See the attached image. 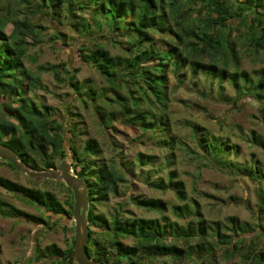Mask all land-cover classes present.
Returning <instances> with one entry per match:
<instances>
[{
  "label": "trees",
  "instance_id": "obj_1",
  "mask_svg": "<svg viewBox=\"0 0 264 264\" xmlns=\"http://www.w3.org/2000/svg\"><path fill=\"white\" fill-rule=\"evenodd\" d=\"M9 1L24 9L22 18L10 19L0 14V143L13 149L22 162L33 170L55 169L56 160L69 159L75 175L88 185L87 254L103 264H168L171 259L178 264L184 259L194 264H207L216 248L222 245L230 251L228 257H232L235 250H240L238 245L245 240L242 235L250 232L246 230L249 224L240 222L235 216L227 217L222 226L219 222L206 220L195 200H185L183 182L176 180L177 173L174 170H169L165 186H160V181H153L150 185L154 188L170 187L175 191L177 199L181 201L180 205L172 206L176 220L164 216L167 206L162 200L141 196L119 200L110 214L105 213V210L98 211L96 205L108 201L111 196L125 195L122 191L127 179L125 169L115 162L98 160L101 149L93 138L87 139L84 145L82 143L78 151L75 138L81 133L79 123L73 124L58 116L55 109L36 93L46 90L41 84L40 74L52 72L57 83L69 85L82 103L83 96H88L91 101L96 98V102H102L103 106H118V111L105 112V127H111L114 121H122L137 127L142 134L155 133L160 129L161 133L164 132L168 148H173L175 144L178 149L186 148V152L207 160L206 164L215 169L251 177L258 185L259 207H262L264 165L258 160L248 165L246 161L229 158L228 155L236 146L230 145L228 140L211 136L209 131L200 126L192 127L196 148L188 149V146H183L169 136V124L165 122L167 119H157L154 112L143 110L142 105L146 102L164 111L168 72L177 74L187 69L193 76L202 72L216 77L218 81L226 78L238 97L248 96L259 103V118L264 122L262 70L252 76L246 69L240 68L244 53L264 52V0ZM195 9L196 18L191 13ZM87 13L89 19L85 16ZM36 15L80 30L84 35H89L91 31L93 33V29L107 27L113 36L123 37H110L122 50L120 55H111L98 42L90 43L89 39L84 40L78 48L81 61L92 66L106 81V86L99 89L98 94L85 82L78 83L74 79L75 74L64 62L59 65H40L37 71L24 66V56L30 44L26 39L27 33L34 42L41 41L38 32L41 26L31 21ZM8 22L12 24L9 34L5 32ZM153 33L171 35L169 47L163 50L156 48L152 44ZM238 44L244 52L238 50ZM206 58L209 61H204ZM61 73L65 76L62 77ZM100 116L104 118V112ZM163 118L167 117L164 115ZM248 141L264 152L263 135L250 130ZM136 158L141 168L151 162L147 160L151 157L141 152L137 153ZM1 162L15 169L9 162ZM123 165L131 171V162ZM43 180L54 182L52 179ZM58 183L64 185L61 181ZM0 187L21 195L48 214H28L0 200L2 217L21 219L48 229L52 224H60L65 230L66 247L62 249L55 243L48 244L37 251L38 257L48 259L51 264H76L70 221L73 208L71 189L65 187L70 192V198L60 200L53 190L28 187L3 176H0ZM128 202L158 215L143 217L125 211ZM52 217L56 218L51 220ZM222 228L228 233L221 232ZM248 228L255 230L250 226ZM256 230V235L264 237L263 225L259 224ZM125 237L132 238V244H124L121 238ZM245 242L248 249L252 250V241ZM241 256L247 255L241 253ZM252 264H264V249L253 259Z\"/></svg>",
  "mask_w": 264,
  "mask_h": 264
},
{
  "label": "rangeland",
  "instance_id": "obj_2",
  "mask_svg": "<svg viewBox=\"0 0 264 264\" xmlns=\"http://www.w3.org/2000/svg\"><path fill=\"white\" fill-rule=\"evenodd\" d=\"M23 9L9 0H0V14L7 18H22ZM191 13L196 18V9ZM85 16L89 19V13ZM31 21L41 26L38 29L41 41L34 42L31 35L27 33L26 39L30 44L24 56L25 67L37 71L40 65H59L64 62L68 64L66 67L71 73L75 74L74 79L78 83L85 82L88 87L97 92L96 94L99 89L106 86L103 76L92 66L81 61L78 48L84 40L89 39L90 43L98 42L111 55H120L122 50L110 40V37L122 39V36H113L107 27L93 29V33L91 31L89 35H84L80 30L54 21H47L38 15L32 17ZM11 30L12 24L8 22L5 32L9 34ZM54 32H60V34L57 35ZM153 35L152 44L156 48L163 50L169 47L171 41L169 36L171 35L157 33ZM237 48L244 52L240 44ZM204 61H209V59L206 58ZM240 68L246 69L252 76H255V72L259 70H262L264 75V52L249 55L244 53L240 59ZM60 75L65 76L64 73ZM40 78L46 90L37 91L38 97L43 99L47 105L52 106L58 116L68 119L73 124L74 122L79 123L81 133L79 132L75 138L78 151L82 143L84 145L87 139L93 138L101 149L98 160L107 163L112 161L121 169H125L127 179L125 186L122 187L125 195L111 196L108 201L96 205L98 211L105 210V213L110 214L115 210L119 200L128 199L129 196H141L162 200L167 206L164 216L176 220L172 214V206L180 205L181 201L177 199L175 191L170 187H164L165 189L161 187V189L150 185L153 181H160V186H165L169 170H174L177 173L176 180L183 182L185 200H195L206 220L219 222L222 226L226 223L227 217L235 216L240 222H247L248 226L255 228L251 230L248 226L246 227V230L250 232L242 235L245 240L238 245L240 250H235L232 257L227 255L230 253L227 251V246L222 245L216 248L210 261L223 264L233 262L252 264L253 259L264 249V237L256 235L258 232L256 227L259 224L264 226V204L259 207L258 185L251 177L215 169L206 164L207 160L193 156L185 151L186 148L178 149L175 144L173 148H168L165 145L164 132L161 133L160 129L159 132L142 134L137 127L126 125L122 121H114L112 126L107 128L104 126L105 112L118 111L117 105L103 106L102 102H96V98L91 101L88 96H83L82 103L69 85L57 83L52 72L41 73ZM166 93L167 101L164 111L159 106L153 107L146 102L143 103L142 109L154 112L157 119H167L165 122L169 124V136L175 141L188 146V149H195L192 127L200 126L209 131L211 136L228 140L230 145L236 146L234 148L236 153L233 149L228 155L229 158L239 162L246 161L248 165L253 160H258L261 165H264L263 150L251 145L248 141L250 130L264 137V122L259 118V103L248 96L238 97L226 78L218 81L216 77L205 75L202 72L193 76L187 69L180 70L177 74L169 71ZM98 104L101 105L99 109ZM99 112H104V118ZM164 115L167 118H163ZM139 152L151 157L147 159L151 162L145 163L142 168L138 166L136 158ZM64 159L69 161L68 158ZM1 161L3 160H0V176L28 187L53 190L60 200L70 198V192L65 188V184H59L58 180L47 182L43 178H30L23 171L13 169ZM60 162V160L55 161V169L59 167ZM129 162H131L129 166L131 171L126 170L123 165ZM0 200L28 214L48 215L36 205L26 201L21 195L12 194L1 187ZM124 210L143 217L158 215L154 211L140 209L131 202L126 204ZM54 218L56 217H52L51 220ZM70 221L73 226L72 217ZM221 232L227 231L222 228ZM66 240V232L60 224H52L48 229L32 222L0 215V264H51L48 259L39 258L37 251L52 243L64 249ZM246 240L252 241V250L244 244ZM121 241L124 244H132L133 239L125 237L121 238ZM241 253L247 256L242 257ZM210 261L206 263L211 264ZM168 264L178 263L171 259ZM179 264L194 263L184 259Z\"/></svg>",
  "mask_w": 264,
  "mask_h": 264
},
{
  "label": "water",
  "instance_id": "obj_3",
  "mask_svg": "<svg viewBox=\"0 0 264 264\" xmlns=\"http://www.w3.org/2000/svg\"><path fill=\"white\" fill-rule=\"evenodd\" d=\"M0 160L9 162L15 169L23 171L30 178H46L58 180L69 187L73 195V253L76 264H103L91 258L86 251L88 238L87 210L89 207L88 185L72 172L71 164L63 159L57 169L47 168L33 170L27 167L10 147L0 143Z\"/></svg>",
  "mask_w": 264,
  "mask_h": 264
}]
</instances>
